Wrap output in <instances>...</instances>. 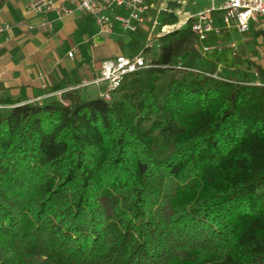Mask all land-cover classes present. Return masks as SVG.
Listing matches in <instances>:
<instances>
[{"label":"trees","instance_id":"trees-1","mask_svg":"<svg viewBox=\"0 0 264 264\" xmlns=\"http://www.w3.org/2000/svg\"><path fill=\"white\" fill-rule=\"evenodd\" d=\"M194 43L159 39L111 101L0 99V264H264V86Z\"/></svg>","mask_w":264,"mask_h":264},{"label":"crops","instance_id":"crops-1","mask_svg":"<svg viewBox=\"0 0 264 264\" xmlns=\"http://www.w3.org/2000/svg\"><path fill=\"white\" fill-rule=\"evenodd\" d=\"M26 4V0H0V24L11 25L9 31L0 35V99L43 102L49 93H62L85 82L99 81L105 61L127 52L131 54L126 56L136 55L145 49L136 33H128L119 21H114L110 33L100 34L96 20L90 15L78 11L67 17L56 11L41 15L28 11ZM160 4L162 8L176 7L171 0L159 1ZM115 11L126 15L127 10ZM150 11L153 16L159 8ZM147 30L145 24L137 33L146 35ZM259 37L264 35L261 33ZM131 45L139 50L133 52ZM70 52H74L73 57H69ZM260 52L264 54L262 49ZM257 66L255 79L253 74L249 79L264 83V65L257 63ZM57 88L60 90L54 92ZM105 89L106 83H99L79 91L84 98H97Z\"/></svg>","mask_w":264,"mask_h":264},{"label":"built area","instance_id":"built-area-1","mask_svg":"<svg viewBox=\"0 0 264 264\" xmlns=\"http://www.w3.org/2000/svg\"><path fill=\"white\" fill-rule=\"evenodd\" d=\"M58 1H62L59 6ZM162 0H26L28 11L46 15L56 11L59 16L67 17L75 11L92 16L98 25L100 34H108L113 30L114 21L122 23L123 27L130 34H135L140 27L150 21L151 26L147 30V42L145 48L158 44L159 39L174 32L186 28L191 24V31L200 45L203 55H207L212 48L207 44L211 34L221 33L219 24L228 29L236 28L240 33L250 31V22L256 23V27L264 35V0H208L210 5L205 9L191 12L185 10L188 7V0H171L175 8H162L158 5ZM196 3L197 0H194ZM158 7L155 15L150 16L151 8ZM116 9H125L126 15L116 14ZM178 17V21L171 24H162V15ZM11 28L10 24H0V35L5 34ZM202 45V46H201ZM231 48L237 50L238 45L233 43ZM74 52L69 53L73 57ZM152 67V62L146 58L144 50L136 55H120L105 61L102 65V72L99 81L82 83L74 90H80L90 85L106 83L105 91L99 93L100 98L111 101L113 94L120 88L125 77L137 72L142 68ZM179 70H190L177 66ZM195 73L203 74L202 71L193 70ZM218 71L215 75L219 78ZM264 86L261 82L255 83ZM47 90V86L44 85ZM61 93H49L45 99L60 96ZM41 99L32 102H41Z\"/></svg>","mask_w":264,"mask_h":264},{"label":"rangeland","instance_id":"rangeland-1","mask_svg":"<svg viewBox=\"0 0 264 264\" xmlns=\"http://www.w3.org/2000/svg\"><path fill=\"white\" fill-rule=\"evenodd\" d=\"M194 0H188V7L185 10L196 12L198 10L205 9L210 5L208 0H197L194 3ZM88 15V14H87ZM148 27L151 26V23H146ZM117 26H120L118 24ZM218 27L220 28L221 33L219 35L211 34L207 41V44L212 48V51L207 54L203 55L200 45L194 43L195 55L196 59L194 61L195 68L199 70H205L206 66H215L216 72L221 71L219 75L223 77L227 76H239L241 73L249 79H255L254 75L256 72L259 71L258 64L264 65V54L260 52L264 51V37H259L261 35V31H259L256 27V23L250 22L249 27L250 31L246 33H240L236 28L228 29L222 24H219ZM119 32H122L123 29L118 28ZM138 39L142 41L145 45L147 42V34L143 33H136ZM257 42V43H255ZM236 43L238 45V49L235 50L231 48V45ZM202 46V45H201ZM131 50L136 52L139 50L136 46H130ZM260 48V50H259ZM159 50V46L156 44L153 47L148 48V50H144V54L148 60H152ZM131 53H126V55H130ZM188 54L182 57L177 61L184 62L188 58ZM178 63V64H179ZM244 69L242 71V67ZM175 75L178 78H181L184 73L180 70H176ZM251 81H255V80ZM168 190L172 191L173 187L171 184L168 186Z\"/></svg>","mask_w":264,"mask_h":264}]
</instances>
